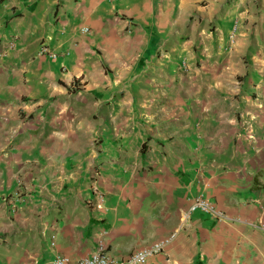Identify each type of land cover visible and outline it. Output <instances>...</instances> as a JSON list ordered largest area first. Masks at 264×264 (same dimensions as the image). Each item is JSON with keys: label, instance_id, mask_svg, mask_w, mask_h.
Returning <instances> with one entry per match:
<instances>
[{"label": "crops", "instance_id": "obj_1", "mask_svg": "<svg viewBox=\"0 0 264 264\" xmlns=\"http://www.w3.org/2000/svg\"><path fill=\"white\" fill-rule=\"evenodd\" d=\"M199 193L226 219L183 221ZM103 229L117 259L177 230L147 264H264V0H0V264Z\"/></svg>", "mask_w": 264, "mask_h": 264}, {"label": "built area", "instance_id": "obj_2", "mask_svg": "<svg viewBox=\"0 0 264 264\" xmlns=\"http://www.w3.org/2000/svg\"><path fill=\"white\" fill-rule=\"evenodd\" d=\"M83 31H87V27L81 28ZM235 27L233 28V33ZM40 53H45L50 56H55V53L49 50L46 46H42L39 49ZM182 67L185 68L183 62ZM15 203L11 204V211L15 210ZM199 211L204 214H208L217 220L226 219L225 214L216 206L215 202L205 193H199L194 196L189 206L182 212L183 221L190 217V215ZM107 231L105 229L100 230L99 236L96 239L94 249L78 258H71L67 255H56L50 264H147L148 260L156 254L163 253L166 247L176 238L177 230L172 231L168 235L152 242L149 245L137 248L133 250L124 259H117L111 256L106 249L105 235Z\"/></svg>", "mask_w": 264, "mask_h": 264}]
</instances>
